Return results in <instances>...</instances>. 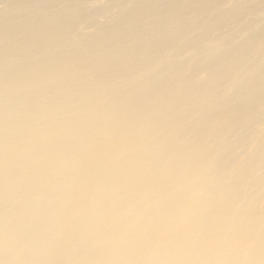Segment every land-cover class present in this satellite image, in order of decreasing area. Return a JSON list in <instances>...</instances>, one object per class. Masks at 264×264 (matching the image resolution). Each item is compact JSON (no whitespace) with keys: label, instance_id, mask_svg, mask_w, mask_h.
Segmentation results:
<instances>
[{"label":"bare ground","instance_id":"obj_1","mask_svg":"<svg viewBox=\"0 0 264 264\" xmlns=\"http://www.w3.org/2000/svg\"><path fill=\"white\" fill-rule=\"evenodd\" d=\"M0 264H264V0H0Z\"/></svg>","mask_w":264,"mask_h":264}]
</instances>
